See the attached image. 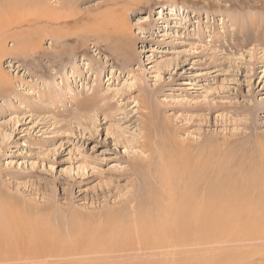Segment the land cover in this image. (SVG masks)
<instances>
[{"label": "rangeland", "instance_id": "374dc122", "mask_svg": "<svg viewBox=\"0 0 264 264\" xmlns=\"http://www.w3.org/2000/svg\"><path fill=\"white\" fill-rule=\"evenodd\" d=\"M67 4L64 16L81 20L62 26L79 38L44 24L32 53L13 54L7 38L0 59V222L13 232V258L27 260L4 264H264V239H229L248 219L264 229L263 206L232 216L230 242L217 233L209 252L87 249L110 236V219L132 217L138 201L122 207L134 191L157 189L131 176L149 156L142 145L152 114L181 131L179 142L212 145L216 174L264 165V0Z\"/></svg>", "mask_w": 264, "mask_h": 264}, {"label": "bare ground", "instance_id": "6f19581e", "mask_svg": "<svg viewBox=\"0 0 264 264\" xmlns=\"http://www.w3.org/2000/svg\"><path fill=\"white\" fill-rule=\"evenodd\" d=\"M49 1L0 0V59L5 51L7 38L15 39L14 50H10L13 54L17 53V56L20 57L23 53L29 55L33 51L31 44L40 45V41L47 33V26L44 24L60 25V28H56L57 31H61L62 35L69 40L79 38L77 33H73L70 29L65 30L66 27L62 24H67L70 21L79 23L81 15L77 14L69 20L70 17L63 14L66 12L68 0H55L56 3H49ZM20 9H22L21 14L19 13ZM246 43L248 44V41ZM57 46L58 44L56 48ZM62 54L63 51L58 50L52 55L61 56ZM6 81L0 63V88L3 83H7ZM253 111L254 108L249 109L251 117H253ZM152 115L150 117V133L143 136L142 145L149 152V156L146 160L140 161L131 176H135L140 182L153 184L157 189L150 194L140 193L138 198L134 196L136 192L134 191L122 207L127 209L131 202L137 200L138 204L134 205L135 208L132 207L134 208L132 217L129 216V219L121 224L116 223L118 217L115 219L116 221L114 218L110 219L108 227L105 229V233H109L110 236L106 235L107 239L104 238L105 240L102 241L90 242L87 246L90 252L99 251V249L102 251L135 249L156 251L159 254L164 253L167 257L180 253L190 256V254L199 252L198 248L201 246H204L209 252L211 250L209 246L218 241L216 234L223 232V236H226L229 232V222L233 219L232 216L236 218L235 215H238L242 219L246 214L244 212L243 216V211L249 210L252 206L264 207V165L260 169H255V164L251 165L249 173L239 167L236 171H222L216 174L212 167L211 158L215 153L212 145L206 150H202V145L194 146L179 142L177 138L181 131L172 127L168 119H166V126L158 116ZM224 140V144L227 143V145L242 143L238 140L230 142L225 138ZM227 145L226 147H228ZM239 157L238 155L237 161H239ZM229 160L230 158L226 157L224 162L229 163ZM232 163H236V161H231ZM235 165L237 166L238 163ZM134 182L133 180L135 188ZM252 197L257 200L251 201ZM244 208L246 210L242 211ZM250 220H245V224H243L247 230L232 232L229 239L234 242L264 239V229L259 223V220L262 221V219H258L256 223L254 221L252 223ZM12 234V230L0 222V264L10 260L21 261L17 258L18 256L13 258L15 252L9 247L11 241L8 240ZM13 237L16 238V236ZM226 238L227 236L222 238L224 243L227 242ZM219 240L221 239L219 238ZM77 244L78 247L83 246L80 241ZM41 246L52 248L46 243ZM76 248L74 249L76 250ZM162 262L164 261L161 260ZM195 262L196 260L192 263L195 264ZM227 264L230 263L227 262Z\"/></svg>", "mask_w": 264, "mask_h": 264}]
</instances>
